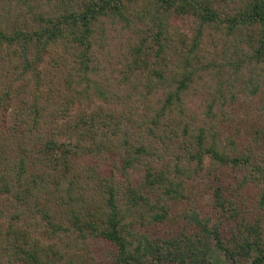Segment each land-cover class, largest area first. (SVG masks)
Listing matches in <instances>:
<instances>
[{
	"label": "trees",
	"instance_id": "obj_1",
	"mask_svg": "<svg viewBox=\"0 0 264 264\" xmlns=\"http://www.w3.org/2000/svg\"><path fill=\"white\" fill-rule=\"evenodd\" d=\"M39 1L27 3L21 24L0 21V60L14 63L20 76L31 74V86H21L26 94L40 88L38 65L45 53H65L73 72L58 89L62 98L52 111L45 112L50 103L40 108L36 101L27 106L21 100L24 108L6 114L0 104V256L6 257L0 263H81L78 251L87 239L97 238L114 248V264H212V240L229 259L244 256L251 258L249 264H264V223L258 215L264 211V162L254 160L251 149L237 151L233 139L218 143L213 124L193 126L184 103L201 70L190 53L209 25L240 32L243 44L234 46V71L255 69L259 81L250 92L264 88V0H47V6ZM183 17L196 19L197 33L187 54L178 55L172 50L171 22ZM118 24L130 33L120 53L128 74L138 71L146 88L156 78L163 99L146 119L113 120L114 113L102 108L88 119H72L70 104L91 86L102 37ZM178 40L185 43L180 35ZM96 91L105 98L104 91ZM173 138L178 141L174 152L166 143ZM160 143L172 154L173 167L162 164ZM108 154L107 167L92 160ZM207 159L240 172L234 183L216 178L212 208L220 209V217L213 223L199 213L200 200L186 185ZM251 186L257 197L249 207L257 214L244 216L248 209L239 190ZM184 201L192 205L181 209L187 220L180 230L158 238L145 229L178 226L183 216L172 209ZM220 218L233 225L229 237Z\"/></svg>",
	"mask_w": 264,
	"mask_h": 264
},
{
	"label": "rangeland",
	"instance_id": "obj_2",
	"mask_svg": "<svg viewBox=\"0 0 264 264\" xmlns=\"http://www.w3.org/2000/svg\"><path fill=\"white\" fill-rule=\"evenodd\" d=\"M43 1L46 6L49 4V1ZM30 2L40 4L39 0H27L26 2L25 0H0V21H2V25L6 21L8 23L21 24L23 16L20 17V15L26 12L27 3ZM9 10L10 13L7 12ZM16 16H18V20L14 21ZM196 25L197 21L192 17L176 18L171 22L172 36L174 37L172 50L174 54H187L186 52L191 47L194 35L197 33V30H195ZM110 28L107 29V34L102 37L101 47L97 49V70L90 74V88L87 92L83 91L82 95L76 97L74 95L73 103L70 104L72 119H78V115L80 117L85 115L88 119L90 115H94L101 108L104 111H112L114 113L113 120H117L118 116L146 119L144 114L149 112V114H153L152 109H155L160 100L163 99L164 89L156 86V78L151 81L150 88H146L144 86L146 83L143 81L146 78L142 76L141 79L138 71L133 70L128 74L126 62L120 53L121 48L126 46L123 41L130 33L125 32L119 24L115 25L113 31ZM178 33L180 38L183 37L185 39V43L178 40ZM239 33L235 31L230 34L227 29L223 28L222 31H219L215 25L202 28V33L199 37L201 41L190 53L192 57L195 56L200 60L199 66L201 70L194 76V81L190 83L184 96V103H186L188 113V117L185 116V118L193 126H209L213 124L217 132L218 143L225 144L228 140L233 139L234 143H236L237 151L251 149L254 152V160L264 162V132L260 131L263 128L264 121V88L262 84L256 94H251L250 92L256 84L255 82L259 81L255 69L251 68V71L245 70L239 72V74L234 71L233 63L237 57V54L234 53V46L243 44L242 41H239ZM57 54L59 53L52 54L50 51L43 55V59L38 65L40 70V88L35 91L36 93L31 91L27 94L23 92L24 90L21 89V86L26 83L31 86V74L27 73L25 76H20L18 73L19 69H15L14 63L0 60V98L2 99L0 104L2 111L8 114L13 107L24 108V103L21 100H25L27 106L33 101H36L39 107L42 104L47 105V103H50V105H47L45 112L53 110L55 107L54 103L62 98L58 89L62 90L65 88L63 86L65 85L64 81L73 72L70 59L68 62L65 60L66 54L64 53V56ZM55 55H57L58 62H54L55 60L52 59ZM68 57L70 58L69 55ZM227 63L230 64L228 65ZM125 69L126 72H124ZM251 80L253 84L249 83ZM96 89L104 91L105 98ZM6 92H8L7 97L4 96ZM231 93L233 96H231ZM108 97L110 99H106ZM32 109L33 107L26 109V113L29 116H31ZM29 116L28 118H30ZM167 142L171 146V148H168L169 151L174 152L176 150L174 149L175 144L178 141L173 138L171 140L167 139ZM161 145L163 144L160 143L156 147L160 149L159 154L161 155L162 164L173 167L172 157L170 158L172 154L168 155L167 152L163 151ZM257 155L259 156L258 158ZM104 157L98 160L90 159L96 160L104 168L107 167L111 155L108 154ZM191 173L189 172L188 175H192ZM239 173V171L216 165L207 159L204 170L200 171L198 176L194 174V177L189 176L186 178V185L193 186L194 193L192 198L198 197L200 200L199 213L204 217H210L212 223L219 221L220 217V209L214 210L212 208L214 203L213 189L218 186L216 178L234 183V177ZM231 186L234 187L235 185ZM238 197L244 200L242 205L248 209V212L241 214L244 216L250 213L252 215L254 213L257 214V208L252 209L249 207L251 205L249 200L257 197V188L251 186L246 188V190L240 189ZM191 205L188 201L173 205L172 210L175 213L179 211L183 216V219L178 221V226L172 223L167 225L150 224L146 225L145 229L155 237H168L173 231H178L185 225L187 219L181 209H186ZM261 210H259V213ZM259 213L258 215L263 218L262 222L264 223V211ZM220 219L222 222L227 221L223 218ZM0 220L3 219L0 217ZM232 229L233 225L227 222L223 226V235L229 237ZM85 244V248L78 251L81 253V263H75L114 264L115 250L112 246L97 238L87 239ZM210 247L209 257L212 264L250 263V257L237 256L235 259L227 258L224 252L216 246L215 240L211 241ZM1 257L0 261L3 260L4 262L6 257L3 259ZM61 264H71V262H66L65 260V263Z\"/></svg>",
	"mask_w": 264,
	"mask_h": 264
}]
</instances>
